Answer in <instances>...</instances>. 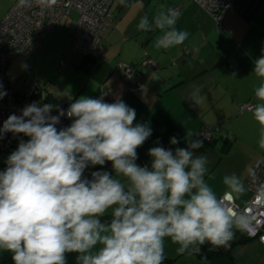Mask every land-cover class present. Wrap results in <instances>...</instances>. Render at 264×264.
Listing matches in <instances>:
<instances>
[{"label":"clouds","instance_id":"clouds-1","mask_svg":"<svg viewBox=\"0 0 264 264\" xmlns=\"http://www.w3.org/2000/svg\"><path fill=\"white\" fill-rule=\"evenodd\" d=\"M38 2L51 6L56 0ZM161 7L151 21L141 17L137 30H160L157 49L181 45L189 33L175 27L179 13ZM253 63L264 81V55ZM106 94L80 97L66 112L33 102L3 122L0 140L7 133L28 139H19L0 171V251L11 253L14 264H67L68 253H78L77 264H163L165 238L178 245L179 254L198 253L205 242L230 247L233 229L245 227L246 218L225 206L206 182L209 161L193 151L203 142L191 139L175 151L152 147L151 165L140 166L137 149L152 129L134 125L135 109L122 99L105 102ZM6 95L0 90V99ZM255 97L261 103L253 118L264 149V82ZM54 107L58 115L51 114ZM65 115L72 123L58 129ZM170 143L179 141L172 137ZM106 162L112 172L84 175ZM223 184L229 197L244 191L235 174L225 175Z\"/></svg>","mask_w":264,"mask_h":264},{"label":"crops","instance_id":"crops-1","mask_svg":"<svg viewBox=\"0 0 264 264\" xmlns=\"http://www.w3.org/2000/svg\"><path fill=\"white\" fill-rule=\"evenodd\" d=\"M135 1L115 2L114 21L102 39L97 57L77 52L82 57L72 54L66 66L61 67L59 60L72 46L74 20V31L66 37L59 30L51 32L52 27L29 59L15 58L7 67L8 79L19 93H27L37 81L43 87L38 97L45 99V87L56 85V101L68 99L67 92L72 95V102L84 96L99 98L101 93H107V103L122 99L136 111L133 124L146 123L152 129V135L137 149L136 163L140 166L151 165L150 148H187V141L197 140L201 128L218 127L212 141L201 140L203 147L193 151L207 157L205 180L218 197L229 191L223 184L224 176L235 174L244 191L239 196L233 194L234 199L239 205L247 204L252 192L246 181L255 163L264 160V149L258 146L260 125L253 118L254 108L242 110L241 106L261 103L255 97V89L264 81L254 74L253 62L264 55V0H235L225 13L221 28L195 1L174 2L171 8L179 11L175 27L189 35L181 45L168 49L155 47L156 39L162 35L160 30H137L140 12L127 20ZM62 22L68 24L66 19ZM21 59L26 60V68ZM149 59L158 62L160 68L150 71L145 67L144 62ZM119 61L135 67L140 74L127 80L118 67ZM31 62L49 74L43 73L41 79L36 69L34 79L26 81V85L21 75L28 68L35 70ZM172 137L179 143L172 145ZM233 231L235 238L230 247H220L223 253L219 256L204 259L188 252L179 254L178 245L165 238V257L174 259L169 264H264V243L243 228Z\"/></svg>","mask_w":264,"mask_h":264},{"label":"built area","instance_id":"built-area-1","mask_svg":"<svg viewBox=\"0 0 264 264\" xmlns=\"http://www.w3.org/2000/svg\"><path fill=\"white\" fill-rule=\"evenodd\" d=\"M117 0H56L51 6H43L38 0H28L27 4L21 5L17 0L0 20V84L7 95L0 99V127L11 114L20 115L21 110L33 102L40 105L51 103L67 111L72 103V95L67 92L66 100L56 101L58 87L50 84L45 89L52 98L47 100L38 97L43 87L35 81L27 93H19L15 90L13 83L8 79L7 67L17 57L29 59L36 53L49 30L56 24L61 23L66 17H72L77 13L75 24L76 29L73 34L72 47L75 52H80L88 57H97L100 45L105 34L114 21L113 6ZM202 8L211 13L218 28L222 27V22L227 10L233 5L235 0H192ZM175 10L177 12L178 8ZM66 61H61V67H65ZM144 66L150 71L160 68L158 62L146 60ZM118 67L123 71L127 80H132L136 73L140 72L123 61L118 62ZM138 86H143L141 81ZM242 110H251L254 104L247 102L241 106ZM52 115H58L55 107ZM72 119L66 115L61 117L57 128L70 126ZM199 140L211 141L212 129L204 126L197 133ZM7 142L13 140V134L5 135ZM246 186L252 192L251 198L245 205H239L232 195L227 196L224 192L219 198L225 206L232 209L238 215L246 218V226L243 227L251 237L264 239V160H259L253 166ZM264 243V242H262Z\"/></svg>","mask_w":264,"mask_h":264},{"label":"rangeland","instance_id":"rangeland-1","mask_svg":"<svg viewBox=\"0 0 264 264\" xmlns=\"http://www.w3.org/2000/svg\"><path fill=\"white\" fill-rule=\"evenodd\" d=\"M14 1L15 0H0V15L6 9L9 10L10 9L9 5H12L14 3ZM179 1H183V0H168V1H166V0H136L135 3L131 7V12L128 14L127 20L130 21V20L133 19V17L136 18V14L138 12H140L141 13V17H143L144 15H148L149 20L151 21L152 18H153V16L162 10V7L161 6H163V10H167L168 8H171V6H172V4L174 2H177L178 3ZM187 1H189V0H187ZM201 9H202V7H201ZM203 10L204 11H207L204 8H203ZM6 12H7V10L5 11V14H6ZM208 13L211 15L210 12H208ZM76 17H78V15H77L76 12H74L72 14V17L71 18L70 17L69 18L66 17V20H68V24H65L66 22L58 23V24H56L51 29V32H55V31H58L59 30L60 34L63 37H66L67 34L70 31H74V20H76ZM141 17L139 18V20L141 19ZM215 23H216V21H215ZM72 54L73 55L76 54L75 57H78V58L82 57V54L77 53V52L75 53L74 50H73V47L71 46L69 48V53L66 55V57H64V56L61 57V59L59 60V62L61 63V61L68 60ZM32 60L35 61V59H32ZM25 61L26 60H23V59L20 60V62H21V64L23 66L25 65V63H27ZM32 64H33L35 70H31V68H28L21 75L22 81L26 85H27L26 81H29L31 79L33 80L34 79V76H35V73H36V69L39 71V74L41 75V79L44 78L43 77V73H44L43 70L37 66L36 62H34ZM44 74H45V76H47L49 74V72L46 71ZM24 89H26V88H24ZM21 138H23L25 140L28 139L27 137H24L23 134H20L19 137L14 138L15 139V144L12 147H10L8 150L2 151V153L0 154V171H3L6 168V166H7L6 165L7 157L10 155L11 152H13L14 150H16V148L18 147L19 139H21ZM92 169L94 171L102 170V171H109L110 172V162H106L104 166L96 165V166L92 167Z\"/></svg>","mask_w":264,"mask_h":264},{"label":"trees","instance_id":"trees-1","mask_svg":"<svg viewBox=\"0 0 264 264\" xmlns=\"http://www.w3.org/2000/svg\"><path fill=\"white\" fill-rule=\"evenodd\" d=\"M46 99L51 100L52 98L48 95V97ZM210 128L212 129V134L214 131L219 130L218 127H210ZM212 138H213V135H212ZM14 144H15L14 138H13L12 142L8 143L7 138L4 137V139L0 140V154L2 153V151L8 150ZM93 171L94 170L92 169V167H90V168L86 169L84 175L86 177H88L89 179H91V172H93ZM99 171H102V170H99ZM222 253H223V250L220 247H214L211 244H209L208 242H205L204 245L200 246V251L198 253H193V254H196L199 257L204 258V259H207V258L209 259V258H212L215 256H219ZM11 255H12L11 253L1 251L0 264H14V262L11 259ZM77 255H78V253L66 254L67 264H77V261H76ZM172 261H174L173 258L165 257L163 264H169Z\"/></svg>","mask_w":264,"mask_h":264}]
</instances>
